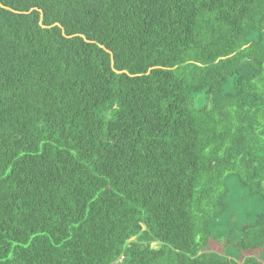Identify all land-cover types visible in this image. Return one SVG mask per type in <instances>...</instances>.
Listing matches in <instances>:
<instances>
[{"label":"trees","instance_id":"obj_1","mask_svg":"<svg viewBox=\"0 0 264 264\" xmlns=\"http://www.w3.org/2000/svg\"><path fill=\"white\" fill-rule=\"evenodd\" d=\"M0 264H264V0H0Z\"/></svg>","mask_w":264,"mask_h":264},{"label":"rangeland","instance_id":"obj_2","mask_svg":"<svg viewBox=\"0 0 264 264\" xmlns=\"http://www.w3.org/2000/svg\"><path fill=\"white\" fill-rule=\"evenodd\" d=\"M232 85L228 84L224 87V91H231ZM193 105L194 108L197 110L202 109V107H204V105L207 103L206 101V97L203 93L201 94H197L193 97ZM229 201L233 204L232 205V212L234 217L238 216V215H243V213H251L252 211H258L259 209H261V206L254 202L252 197L248 198L244 192H240V191H235L232 189V187L229 188ZM248 202L250 203L249 207H244V206H239L242 202ZM247 209V210H245ZM235 217V218H236ZM154 248H157V245L153 244Z\"/></svg>","mask_w":264,"mask_h":264}]
</instances>
